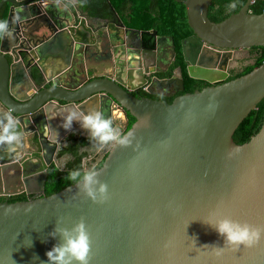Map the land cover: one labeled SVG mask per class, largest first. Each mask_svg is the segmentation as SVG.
<instances>
[{
  "label": "water",
  "instance_id": "1",
  "mask_svg": "<svg viewBox=\"0 0 264 264\" xmlns=\"http://www.w3.org/2000/svg\"><path fill=\"white\" fill-rule=\"evenodd\" d=\"M181 1L193 32L182 41L187 74L208 85L168 103L133 94L144 84L133 83L140 72L133 65L127 76L117 70L93 74L100 67L87 65L98 28L95 15L81 6L85 1L71 0L57 11L51 4L42 9V0H0V9L8 5L6 19L14 31L11 42L0 40V114L12 111L34 147L26 160L41 162L37 168L31 161L25 170L23 160L0 146V197L32 193L0 202V264L46 262V251L61 242L59 235H49L58 222L71 228L81 220L90 235L89 264H264V239L250 247L224 245L206 223L227 216L264 227V119L247 141L233 140L264 98V62L230 80L224 65L233 50L264 47V13L250 12L255 0H246L238 12L214 22L208 18L212 0ZM126 30L148 49L153 45L144 41L158 36L155 30ZM156 40L159 50L167 38ZM130 54L125 55L138 68L139 56ZM173 80L177 91L184 90L183 79L166 82ZM52 104L97 108L115 127V111L134 118L124 132L133 133L132 144L109 146L98 168L108 186L105 200L94 202L74 183L43 195L58 147L36 119L46 118Z\"/></svg>",
  "mask_w": 264,
  "mask_h": 264
},
{
  "label": "flooded vegetation",
  "instance_id": "2",
  "mask_svg": "<svg viewBox=\"0 0 264 264\" xmlns=\"http://www.w3.org/2000/svg\"><path fill=\"white\" fill-rule=\"evenodd\" d=\"M125 9H126L125 15H127V19L121 17L120 13H118L114 7L112 8L110 6H109V13L106 17H102L98 12H92V15H95L93 16L95 18V21L93 22V26L98 29L97 31H94V35L92 37L93 40L91 39L92 41H90L91 43L93 42L90 45L94 46L95 48V50L91 49L89 52L91 66L100 67V68L105 67L104 69H102L101 74L104 72L111 73L112 71L117 70L119 72H122V76H127L129 73L128 70L130 69H134L135 71L139 70L140 72L137 73L138 76L135 74L133 75L134 76L133 83L137 85L144 83L141 87H138L133 91V94L139 97H145L144 93H146L153 96L157 100L158 99L166 100L168 98H174L177 95L183 94L184 90L177 91L178 86L177 84H175V80H173L172 82H166L167 80H170L172 78L182 79V71L180 74V70H179L181 69L180 65L170 70V67L172 66L173 63H175L177 57V51H176L177 44L175 42L174 37L167 33H159L158 28L142 29L129 25V23L131 22V13H132V10L130 9V4H128ZM97 17L98 20L96 19ZM129 28H136L140 30H151V31L155 30L158 36L165 37L167 38V40L163 44H160V49L157 50L158 44L156 43L157 42L156 39L158 36H155L152 33V38H151L152 41L150 40L144 41V43L147 44V46L153 45L152 49L151 48L148 49V47H145L143 45L141 46L137 45L135 36L132 34V32L126 30ZM191 36H193V32L190 35H186L185 37H182V39L180 40L181 50H182V41ZM169 37L173 38V43L169 42L168 40ZM258 49L259 47H249L246 49L233 50L232 56L228 58L226 57L227 60L224 63L229 76L232 72L242 71V69L245 66L252 64L254 62L256 54L258 53ZM151 51L153 52L152 56H150ZM173 51H174V56H172ZM127 52H131L130 55H134V58H136V55L139 56L138 60H140V62H138L137 64L141 63V65L138 68H136V65H134L135 63L134 59L131 60V58H127V59L125 58L127 57V55H125ZM129 65H133L132 68L128 69L127 66ZM81 67L82 65L79 66V68ZM226 80H228V78ZM114 113L116 116H118V121H119L118 125L120 126L119 128H121L123 132H125V130L129 128L128 125H129L130 115L127 114V120H125L123 119L122 113L118 111H115ZM120 114L122 118H120ZM47 120L48 119H46L44 116H39L36 119L39 126L43 125V127L46 125ZM126 122H127V126H126ZM27 136L31 137L32 133L29 131L27 133ZM62 147L60 149H62ZM95 147H99V145H97L96 142L93 141L92 143H89L88 145H85L84 148H82L87 151V155L83 160V169L85 168L90 169L93 166H95L96 163H98L103 157L106 156V152L109 149V146H104L103 148L101 147L95 148ZM42 148L43 145L41 146V150ZM60 149L58 147L56 152L53 154L56 161L53 160L48 165V167L52 163H54L60 168H63L65 162L69 158H71L69 154L58 156L57 154ZM33 150L34 147L30 145L29 141L26 138H24L23 147H18L15 149V151L8 150V152H11L10 153L11 157L13 153L15 154V157H18L19 159L23 160L22 162L24 163L25 170H27V168L29 167V162L31 161L35 162V166H37V168L41 166L40 159L35 158L32 159L31 161L26 160L30 156V153L33 152ZM92 150H97L98 152L94 154V152H91ZM35 153H37V151H35ZM46 154L48 158L52 159L51 154H48L47 152ZM88 166L90 168H88ZM20 178L22 179V173L20 174ZM32 186L35 187L36 184L32 183ZM30 195H32V193L27 194L26 191H21L15 195H9L7 197L1 196V198L3 199L2 201H9L12 197H21L22 199L25 200ZM43 195L45 194L43 193Z\"/></svg>",
  "mask_w": 264,
  "mask_h": 264
},
{
  "label": "clouds",
  "instance_id": "3",
  "mask_svg": "<svg viewBox=\"0 0 264 264\" xmlns=\"http://www.w3.org/2000/svg\"><path fill=\"white\" fill-rule=\"evenodd\" d=\"M69 2L71 0H42L41 7L47 10L51 4L57 11H63L67 9ZM229 7L234 8L235 4H230ZM19 19L20 17L17 16L16 21L18 22ZM3 39L9 42L14 39V31L10 28L7 19H0V40ZM74 121L88 134V139L95 141L101 148L117 145L128 147L134 139L132 132L124 133L121 128L115 127L113 120L97 108L84 111L78 105L69 107L61 127L65 131H71ZM23 140L24 133L12 111L8 110L0 114V146H7L9 151H15L16 148L23 147ZM67 179L94 202L107 198L108 186L101 180L99 170L95 166L90 169H73L68 173ZM206 223L223 237L224 245L237 248L250 247L264 239V227L253 226L227 216L216 217ZM49 235L53 238L59 235L61 242L46 251L47 261L42 264H89L91 241L83 220L75 223L71 228L61 227L58 222ZM31 243L28 239L26 244L30 246Z\"/></svg>",
  "mask_w": 264,
  "mask_h": 264
},
{
  "label": "trees",
  "instance_id": "4",
  "mask_svg": "<svg viewBox=\"0 0 264 264\" xmlns=\"http://www.w3.org/2000/svg\"><path fill=\"white\" fill-rule=\"evenodd\" d=\"M81 6L90 13L98 12L102 17H106L109 13V5L106 0H83ZM113 7L120 13L121 17L127 19L125 15V8L130 4L131 22L129 25L142 29L158 28L159 33H167L174 37L177 44V57L175 63L170 67L174 69L181 66L182 79L184 83L183 93L200 90L207 85L206 82L196 80L188 76L186 63L183 59L180 40L186 35L192 33L186 18L185 6L181 0H109ZM246 0H212L208 8V18L211 21L219 22L232 13H236L245 4ZM235 4L234 8L229 7L230 4ZM250 12L260 14L264 10V0H255L249 8ZM8 13L7 5L0 9V19H6ZM130 18V17H128ZM264 61V47H259L258 53L252 64L245 66L242 71L232 72L228 80L239 77L250 72L255 67L262 64ZM145 97L153 98V96L144 93ZM157 100V99H156ZM159 100V99H158ZM173 98H168L165 101L170 103ZM264 119V98L257 104L256 108L252 110L238 125L233 134V140L236 143H243L247 141L253 134H255ZM134 118L129 116V125L133 123ZM88 137L77 136L70 137L67 145L59 150L58 156L69 154V158L63 168L52 163L47 169V176L45 180L44 194L50 195L55 193L68 185L73 184L67 179L68 173L73 169H83V160L87 155V151L82 149L85 145L92 143ZM83 146V147H82ZM82 149V150H81ZM104 157L96 163L95 167H101ZM88 168H90L88 166ZM0 197V202H2ZM24 200L21 197H12L8 202H15Z\"/></svg>",
  "mask_w": 264,
  "mask_h": 264
},
{
  "label": "crops",
  "instance_id": "5",
  "mask_svg": "<svg viewBox=\"0 0 264 264\" xmlns=\"http://www.w3.org/2000/svg\"><path fill=\"white\" fill-rule=\"evenodd\" d=\"M80 1H82V0H80ZM86 12H88V11H86ZM125 58L127 59L128 57H125ZM87 66L91 67V68L94 67V66H91L90 63ZM45 68L47 69L46 73L49 74L50 69L48 68V66H46ZM104 68L105 67L94 70L93 74H101V72H102L101 69H104ZM68 108L69 107H57L56 105L52 104L51 106H48L46 111H45V116H47L46 119H48V120H47L46 125L44 126V128H45L44 134L47 136V138L51 142L55 143L59 147V149L62 146H64L65 144H67L68 139H70V137H72V136L73 137H76V136L88 137V134L83 129H81L79 127V124L76 123L75 121L73 122V129L71 131H65L61 127L63 117H64V115L67 114ZM108 113H109V111H108ZM120 118H122L121 114H120ZM41 127H43V125H41ZM99 147H95V148H99ZM91 152H94V154H96V152H98V151L92 150Z\"/></svg>",
  "mask_w": 264,
  "mask_h": 264
},
{
  "label": "built area",
  "instance_id": "6",
  "mask_svg": "<svg viewBox=\"0 0 264 264\" xmlns=\"http://www.w3.org/2000/svg\"><path fill=\"white\" fill-rule=\"evenodd\" d=\"M263 13H264V10H263Z\"/></svg>",
  "mask_w": 264,
  "mask_h": 264
}]
</instances>
